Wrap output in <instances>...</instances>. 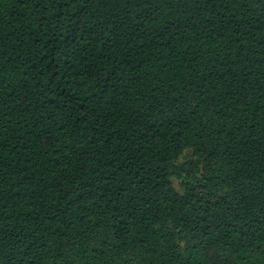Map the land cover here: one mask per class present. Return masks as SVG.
I'll use <instances>...</instances> for the list:
<instances>
[{
	"label": "trees",
	"instance_id": "16d2710c",
	"mask_svg": "<svg viewBox=\"0 0 264 264\" xmlns=\"http://www.w3.org/2000/svg\"><path fill=\"white\" fill-rule=\"evenodd\" d=\"M0 264H264V0H0Z\"/></svg>",
	"mask_w": 264,
	"mask_h": 264
},
{
	"label": "rangeland",
	"instance_id": "374dc122",
	"mask_svg": "<svg viewBox=\"0 0 264 264\" xmlns=\"http://www.w3.org/2000/svg\"><path fill=\"white\" fill-rule=\"evenodd\" d=\"M174 185L177 189L179 188V180L178 179H174Z\"/></svg>",
	"mask_w": 264,
	"mask_h": 264
}]
</instances>
